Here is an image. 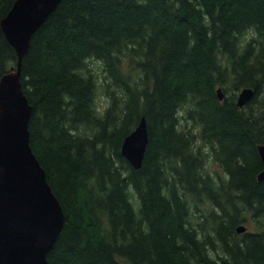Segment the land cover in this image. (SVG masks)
I'll list each match as a JSON object with an SVG mask.
<instances>
[{
    "label": "trees",
    "instance_id": "trees-1",
    "mask_svg": "<svg viewBox=\"0 0 264 264\" xmlns=\"http://www.w3.org/2000/svg\"><path fill=\"white\" fill-rule=\"evenodd\" d=\"M17 60L0 25V79ZM21 82L65 215L49 264H264V0H62Z\"/></svg>",
    "mask_w": 264,
    "mask_h": 264
},
{
    "label": "water",
    "instance_id": "water-1",
    "mask_svg": "<svg viewBox=\"0 0 264 264\" xmlns=\"http://www.w3.org/2000/svg\"><path fill=\"white\" fill-rule=\"evenodd\" d=\"M61 1L16 0L0 21L18 57L16 68L0 79V264H49L48 254L65 224L63 208L30 143L33 107L21 82L31 39ZM218 95L224 98L221 88ZM253 95L252 88L242 89L238 106H245ZM148 142L143 116L122 144V155L135 169L143 165ZM258 152L264 164V144ZM258 180L264 181V168ZM237 232L245 233L246 227L240 226Z\"/></svg>",
    "mask_w": 264,
    "mask_h": 264
},
{
    "label": "rangeland",
    "instance_id": "rangeland-1",
    "mask_svg": "<svg viewBox=\"0 0 264 264\" xmlns=\"http://www.w3.org/2000/svg\"><path fill=\"white\" fill-rule=\"evenodd\" d=\"M95 64L97 65L98 63H95ZM15 68H16V67H15ZM103 98H104V97H102V96L100 95V99L103 100ZM103 102H104V100H103Z\"/></svg>",
    "mask_w": 264,
    "mask_h": 264
},
{
    "label": "bare ground",
    "instance_id": "bare-ground-1",
    "mask_svg": "<svg viewBox=\"0 0 264 264\" xmlns=\"http://www.w3.org/2000/svg\"><path fill=\"white\" fill-rule=\"evenodd\" d=\"M143 117V116H142ZM141 120V119H140Z\"/></svg>",
    "mask_w": 264,
    "mask_h": 264
}]
</instances>
